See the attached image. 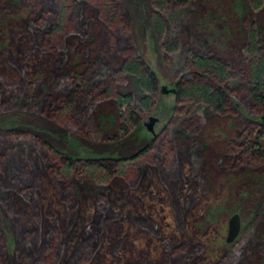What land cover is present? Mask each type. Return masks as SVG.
Returning <instances> with one entry per match:
<instances>
[{
  "label": "rangeland",
  "instance_id": "1",
  "mask_svg": "<svg viewBox=\"0 0 264 264\" xmlns=\"http://www.w3.org/2000/svg\"><path fill=\"white\" fill-rule=\"evenodd\" d=\"M231 1L192 0L171 9L169 33L182 47L170 55L161 49L150 25L152 0H118L121 11L133 20L130 28L121 20L107 23L103 0H69L65 33H58L52 45L47 31L37 44L31 30H39L47 19L55 22L63 0H16V9L0 2V197L13 183L19 193L11 196L8 211L0 199V264H264V162L240 152L264 112L238 90L249 63L242 43L244 27L239 28ZM253 10L264 21V6ZM211 12L219 17L210 19ZM192 34L206 39L230 66L235 84L231 82L225 112L194 104H181L180 108L189 107L188 112H175V95L159 92L153 111L142 115L143 122L152 115L160 118L158 139L150 152L128 164L126 175H114L103 184L84 173L58 176L54 168L59 160L47 144L55 152L83 158L127 157L150 145L153 135L144 126L122 132L115 102L103 95L106 83L91 84L70 111H62L58 100L48 98L52 85L70 90L72 67L83 65L85 58L109 62L116 70L130 46L157 74L160 85L175 84L187 76L183 58ZM55 46L65 49L61 59L53 54ZM82 65L78 73L83 76ZM91 65L85 67L88 78L94 70ZM12 96L24 98L13 104ZM101 115L108 122L102 124ZM180 121L189 135L182 150L190 146L186 152L175 149ZM3 128L24 135L11 136ZM7 145H37L44 152L45 167L40 170L32 158L33 176L18 182L24 165L20 171L16 168ZM234 153L240 157L228 165L225 156ZM68 201L78 206L72 218ZM100 205L108 216L100 237L93 246L89 239L87 248L79 236L82 228L95 225ZM217 207L222 213L215 221L207 220L209 210ZM235 213L241 217V233L227 243L228 221ZM39 225L42 231L33 234L30 229ZM23 241L39 245L36 257L25 251L16 257Z\"/></svg>",
  "mask_w": 264,
  "mask_h": 264
},
{
  "label": "trees",
  "instance_id": "2",
  "mask_svg": "<svg viewBox=\"0 0 264 264\" xmlns=\"http://www.w3.org/2000/svg\"><path fill=\"white\" fill-rule=\"evenodd\" d=\"M68 1L69 0H63L60 14L58 15L55 22L51 23L50 19H47L45 20V24L40 27L39 30H31L37 44L40 43L39 37L46 31L48 35L47 39L50 45H52L54 42V37H56L58 33H65L66 13L69 10L67 9ZM191 1L192 0H152L153 11L150 15V25L155 37L160 43L161 49H163L166 54L170 55L176 53L182 47L180 39H177V36L174 34L169 33V19L167 15L173 10L178 9L180 6L189 4ZM0 2L7 4L8 8H17L16 0H0ZM263 6L264 0H232L230 5L232 13L239 20V28L244 27V29L242 28V37L244 38L242 43L249 63V68L244 74L245 77H241L243 78V83L239 86L238 90L240 94L245 93L248 95L260 112H264V21L258 17V14L253 9H260L263 8ZM102 7L103 10L107 12L105 17L108 24L117 23L119 20H121L125 24L126 28H130L133 20L129 14H125L121 11V6L118 0H103ZM253 11L255 14L252 16V19H249V16L247 17V15H250ZM215 17L218 18L219 15L211 12L209 18L213 19ZM177 18L181 20L182 17H178L177 15ZM181 21L184 22L185 20L182 19ZM227 28L229 31L233 29L232 27L229 28L228 26ZM170 32L173 33L172 30H170ZM127 38L128 40H131L130 36ZM187 44L190 45V50L185 53L186 55H184L183 58V64L185 63L184 65L187 69V76L178 79L175 83L177 92L175 95L176 105L174 107V111L188 112V106L180 108L179 105L194 104L203 105L205 108H207V110L211 109L214 112L224 113L230 104L232 83L235 84V81L232 79V73L229 72L230 66H228L224 58L221 57L217 52H213L209 43L201 36L198 37V35L194 36L193 34L190 36L188 35ZM52 51L57 58H60L65 54L64 47L56 48L55 46ZM89 64H92L91 67L94 68V70H90L93 73L91 76H89L91 78H88V72L86 73V69L88 68L87 65ZM81 65L76 63L74 67H72L73 81L71 82L72 85L70 90L67 87L63 88V86L58 90L54 84L52 85L53 92L52 94H49L50 97L48 96V98H51L54 101L58 100L62 111H70L74 107L77 97L80 96L81 93L85 94L86 91L89 92L91 84L94 86H100L102 85L100 83H106L103 95L105 98L112 99L115 102L121 116L120 128L122 132L128 134L131 131V128H139L144 126L142 115L144 113L153 111L157 95L160 92V83L157 74L143 61L133 46H130V48L126 49L124 61L122 65L116 70L113 69V66L109 62L103 64L98 62L97 58H85V61H83L82 65V76L81 73H78L79 66L81 67ZM52 72L53 70L50 71L48 75H50ZM22 98L24 97L12 96L10 100L14 102L13 104H16L17 102L22 101ZM77 101H81V99H77ZM263 117L264 114L261 115L260 120H258V123L254 127L255 131H257L246 140L244 145L241 147L243 150L240 151H243V155L254 158L257 163L264 162ZM106 122H108V120L105 118V116L101 115V123L105 124ZM3 129L5 133L11 136L24 135V133L16 129ZM145 129L147 130L146 127ZM169 129L166 131L168 132ZM166 131L165 135L167 134ZM187 132L188 130L185 127L184 121H180L177 124L174 132V143L176 145L175 149L177 151L179 150V152H186L188 147L190 148V146H187V148L182 151L183 147H186L184 144L189 139ZM157 139L158 137H153V141H150V145H146L138 153L127 157L83 158L71 153H58V151L55 152L56 150L53 149L52 145H44L50 152H52L54 158L59 160L58 164H56L54 168V172L58 176H72L74 174L84 173V175L92 182L103 184L108 183L111 177L114 175H126V167L128 164L136 161L138 158H141L143 155H146L148 152H150L151 149H153V146L156 144ZM164 144L168 147L171 146L170 142H166ZM7 147L13 151L14 158L12 160L13 163H15L16 168H19L20 171L21 165H24V174L23 176H20V180H17L18 182L20 181L24 183L26 182V179H29L31 176H33L31 169L29 168L32 164H35V162L31 161L32 158L34 161L37 160L39 162L38 167L40 170L45 167L46 163L44 160H42V158H44V152L41 151L37 145L34 147H32V145H29V147L26 145L23 147H17L16 145L13 147L11 145H7ZM19 153L22 155H17ZM27 155L30 160H27ZM239 155H235V153L233 155L228 154L225 156V162L228 165H232L234 164L235 159H239ZM206 159L208 160L207 157ZM207 160L206 162H208V166L210 164ZM37 179L39 180L38 177ZM12 185L11 190L3 191L0 197L1 202L7 211L8 207L9 209L12 208L11 198L15 197L17 194L19 195L16 185L14 183ZM31 199L29 197L28 202L29 200L31 201ZM70 202L68 201V207L70 210V218H72L78 214V206L72 207ZM8 203L9 205H6ZM107 212V208L105 209L103 205H100L99 211L96 215L95 225H87L82 228V233L79 237L83 243V246L89 248L88 246L92 242V239V246L96 240H98V237H100L98 232L100 233L103 228L102 225L108 216ZM221 213V208L217 207L216 209H210L207 214V220L215 221L217 216H219ZM14 214V218L19 223L20 216L18 212H15ZM30 230L33 232V234L42 231L40 225ZM89 239H91L90 243L88 242ZM37 246L39 245L35 243L33 245L29 241H23V245L20 251L16 253V257H20L19 253L23 251L30 252L33 258L36 257L37 254H35V252L37 251Z\"/></svg>",
  "mask_w": 264,
  "mask_h": 264
},
{
  "label": "water",
  "instance_id": "3",
  "mask_svg": "<svg viewBox=\"0 0 264 264\" xmlns=\"http://www.w3.org/2000/svg\"><path fill=\"white\" fill-rule=\"evenodd\" d=\"M160 92L163 94H176V85L175 84H162L160 85ZM264 118V117H263ZM160 122L158 116H150L148 121L144 122V126L147 130L153 135L156 136V126ZM242 229V221L239 214H233L228 221V232L226 241L227 243L234 242L240 235Z\"/></svg>",
  "mask_w": 264,
  "mask_h": 264
},
{
  "label": "flooded vegetation",
  "instance_id": "4",
  "mask_svg": "<svg viewBox=\"0 0 264 264\" xmlns=\"http://www.w3.org/2000/svg\"><path fill=\"white\" fill-rule=\"evenodd\" d=\"M174 95H176V94H174ZM264 119V118H263Z\"/></svg>",
  "mask_w": 264,
  "mask_h": 264
}]
</instances>
